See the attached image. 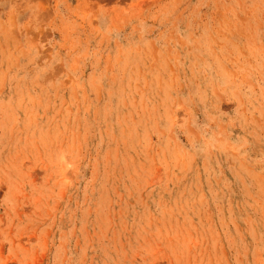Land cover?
I'll list each match as a JSON object with an SVG mask.
<instances>
[{
	"label": "rangeland",
	"instance_id": "374dc122",
	"mask_svg": "<svg viewBox=\"0 0 264 264\" xmlns=\"http://www.w3.org/2000/svg\"><path fill=\"white\" fill-rule=\"evenodd\" d=\"M0 264H264V0H0Z\"/></svg>",
	"mask_w": 264,
	"mask_h": 264
}]
</instances>
